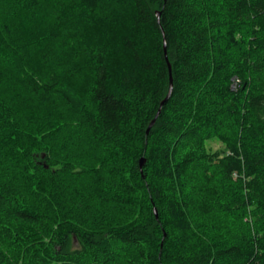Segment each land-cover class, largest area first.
I'll return each mask as SVG.
<instances>
[{
  "label": "trees",
  "instance_id": "obj_1",
  "mask_svg": "<svg viewBox=\"0 0 264 264\" xmlns=\"http://www.w3.org/2000/svg\"><path fill=\"white\" fill-rule=\"evenodd\" d=\"M0 264H264V0H0Z\"/></svg>",
  "mask_w": 264,
  "mask_h": 264
},
{
  "label": "water",
  "instance_id": "obj_2",
  "mask_svg": "<svg viewBox=\"0 0 264 264\" xmlns=\"http://www.w3.org/2000/svg\"><path fill=\"white\" fill-rule=\"evenodd\" d=\"M164 49H165V55L168 59V53H167V44H166V38L164 39ZM169 72H170V88H169V92L167 94V96L162 100V102L160 103V107L158 109V112L156 114V116L153 118V120L151 121V123L149 124L148 126V129H147V133H149L150 129L153 127V125L155 124L157 118L159 117V115L161 114V111H162V108L164 106V104L169 100L172 92H173V75H172V65L169 63ZM146 162V158H142L141 161H140V167L143 171V167H144V164ZM155 213H156V216L158 217V211L157 209L155 208Z\"/></svg>",
  "mask_w": 264,
  "mask_h": 264
},
{
  "label": "rangeland",
  "instance_id": "obj_3",
  "mask_svg": "<svg viewBox=\"0 0 264 264\" xmlns=\"http://www.w3.org/2000/svg\"><path fill=\"white\" fill-rule=\"evenodd\" d=\"M211 144H212V143H211ZM212 146H213V148H214V149H219V148H221V147H222V145H221V144H219V143H216V142H215V143H213V144H212Z\"/></svg>",
  "mask_w": 264,
  "mask_h": 264
}]
</instances>
